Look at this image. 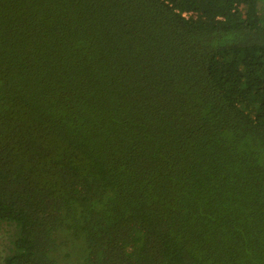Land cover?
Wrapping results in <instances>:
<instances>
[{
    "label": "trees",
    "instance_id": "16d2710c",
    "mask_svg": "<svg viewBox=\"0 0 264 264\" xmlns=\"http://www.w3.org/2000/svg\"><path fill=\"white\" fill-rule=\"evenodd\" d=\"M0 224V264H264V0H0Z\"/></svg>",
    "mask_w": 264,
    "mask_h": 264
},
{
    "label": "rangeland",
    "instance_id": "374dc122",
    "mask_svg": "<svg viewBox=\"0 0 264 264\" xmlns=\"http://www.w3.org/2000/svg\"><path fill=\"white\" fill-rule=\"evenodd\" d=\"M230 78L233 82H238L240 73L238 69H233L230 74ZM16 232V228L9 224H0V263L4 261V258L10 252L11 240Z\"/></svg>",
    "mask_w": 264,
    "mask_h": 264
}]
</instances>
